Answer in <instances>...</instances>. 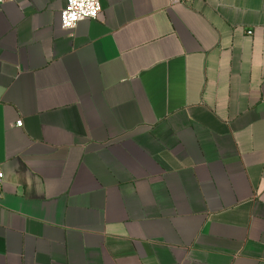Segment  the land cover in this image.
<instances>
[{
    "label": "crops",
    "instance_id": "0c3cea01",
    "mask_svg": "<svg viewBox=\"0 0 264 264\" xmlns=\"http://www.w3.org/2000/svg\"><path fill=\"white\" fill-rule=\"evenodd\" d=\"M100 2H0V264H264V0Z\"/></svg>",
    "mask_w": 264,
    "mask_h": 264
},
{
    "label": "built area",
    "instance_id": "2783aa9c",
    "mask_svg": "<svg viewBox=\"0 0 264 264\" xmlns=\"http://www.w3.org/2000/svg\"><path fill=\"white\" fill-rule=\"evenodd\" d=\"M3 1H12V0H0ZM189 0H169L170 4H187ZM100 9L96 11V6L93 0H83V5L81 7V0H77L76 4H70V0H64L63 7L59 12V24L62 29L70 30L73 29L77 22L84 19H94L98 17L101 12V2L99 0ZM92 12H95V16L91 15ZM75 13L78 19L71 20L72 14ZM85 13H89L85 15ZM65 19H68L69 25L65 27ZM250 33V31H248ZM20 121L16 122V125H20ZM2 182H3V173L0 170V199L2 197Z\"/></svg>",
    "mask_w": 264,
    "mask_h": 264
},
{
    "label": "clouds",
    "instance_id": "9594fccd",
    "mask_svg": "<svg viewBox=\"0 0 264 264\" xmlns=\"http://www.w3.org/2000/svg\"><path fill=\"white\" fill-rule=\"evenodd\" d=\"M93 2L95 3V6H96V11H99L100 9V5H99V0H93ZM77 3V0H70V4H76ZM83 5V0H81V7ZM89 13H85V15H88ZM91 15L95 16V12H92ZM78 19V17L76 16L75 13L72 14L71 16V20H76ZM70 26L69 25V22H68V19H65V27H68Z\"/></svg>",
    "mask_w": 264,
    "mask_h": 264
}]
</instances>
